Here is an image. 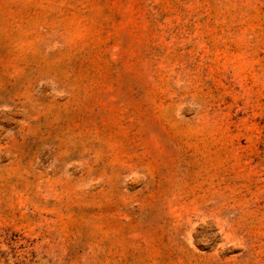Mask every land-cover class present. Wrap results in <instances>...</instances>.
Segmentation results:
<instances>
[{
	"label": "rangeland",
	"instance_id": "374dc122",
	"mask_svg": "<svg viewBox=\"0 0 264 264\" xmlns=\"http://www.w3.org/2000/svg\"><path fill=\"white\" fill-rule=\"evenodd\" d=\"M0 264H264V0H0Z\"/></svg>",
	"mask_w": 264,
	"mask_h": 264
}]
</instances>
